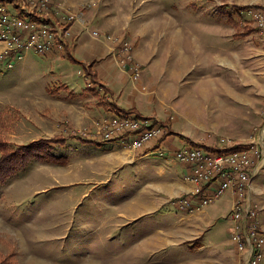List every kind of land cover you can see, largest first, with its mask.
I'll return each mask as SVG.
<instances>
[{
  "label": "rangeland",
  "instance_id": "374dc122",
  "mask_svg": "<svg viewBox=\"0 0 264 264\" xmlns=\"http://www.w3.org/2000/svg\"><path fill=\"white\" fill-rule=\"evenodd\" d=\"M74 1L80 5L76 12L84 16L105 2ZM5 3L13 14L27 17L0 0V6ZM118 4L137 14L143 9L145 18L184 23L209 45L220 43L216 33L222 26L225 55L232 58V50L241 55L240 71L224 68L226 84L246 93L244 55L262 38L249 11L264 9V0H119ZM54 55L32 53L14 69L0 67V148L10 153L30 146L34 151L30 144L41 142L38 155L0 185V264H190L183 245L166 242L168 232L175 243L187 235L172 224V212L178 209L173 202L179 197L159 193V209L150 213L128 209L134 206L144 175L138 176L137 168L128 178L106 171L110 159L99 150L106 143L96 144L95 121L90 122L103 103L81 75V64ZM241 115L246 114L232 113V123L219 127L220 137L214 134L208 144L219 145L222 136H239V126L250 131ZM261 117L252 133L237 140L249 142L263 128ZM95 157L97 162L92 161ZM226 194L216 201L218 206ZM162 210L163 217L158 215ZM158 239L164 242L155 244Z\"/></svg>",
  "mask_w": 264,
  "mask_h": 264
},
{
  "label": "crops",
  "instance_id": "0c3cea01",
  "mask_svg": "<svg viewBox=\"0 0 264 264\" xmlns=\"http://www.w3.org/2000/svg\"><path fill=\"white\" fill-rule=\"evenodd\" d=\"M60 1L64 6L79 10L80 5L74 0ZM118 3L119 0L117 3L105 0L103 6L92 7L87 16L83 12L79 14L93 28L121 35L134 45L135 61L142 68L139 79L133 78L131 67L124 68L120 64L115 45L95 39L81 23L77 24L76 37L65 51L53 57L81 64L80 71L84 72L81 75L89 84L92 80L91 76L86 77V72L90 68L91 75L105 85L108 91L105 104L95 111L96 116L90 118L91 123L112 115L129 114L156 119L165 127V134L161 138L140 150L131 146L134 134L109 142L94 138L98 145L106 143L105 147L99 149L105 154L103 157L109 156L110 159L106 171L123 173L128 178L130 171L137 168L138 176L144 175L133 200L134 206L128 209H134L138 214L159 209V193L175 198L190 196L197 206L213 186L207 189L205 185L188 180L192 166L180 162L176 153L186 146L212 145L208 144L209 140L215 137L214 134L219 136V127L232 123V119H229L232 113L245 112V116L241 115L242 122L248 120L251 126L250 131L239 126V136L229 135V138L242 140L243 136L255 130L256 120L264 111L263 39L244 55L248 60V77L244 78V85L248 89L245 93L233 84H226L224 68L240 71L241 55L238 50H232V58L225 55L222 26L216 33L220 37L219 46L214 42L213 50L208 41L199 40L193 29L184 23L171 20L165 24L161 19L145 18L143 9L137 14V10L125 11ZM261 118L264 121L263 116ZM258 136L263 139L262 134ZM256 148L259 152L253 154V182L246 206L257 209L260 228L264 233V142L260 141ZM92 159L93 162L98 161H94L97 157ZM235 200L234 193L228 191L220 206L214 202L201 209L181 213L184 217L179 215L180 210L173 207L176 210L172 212V224L182 228L187 235L175 243L171 240L172 233L168 232L167 244L183 245L181 252H186L187 258L191 259L190 264H248L247 254L241 252L232 241L235 232L233 223L225 219ZM164 212L158 215L163 217L166 215ZM160 241L158 239L155 244L159 245Z\"/></svg>",
  "mask_w": 264,
  "mask_h": 264
},
{
  "label": "built area",
  "instance_id": "2783aa9c",
  "mask_svg": "<svg viewBox=\"0 0 264 264\" xmlns=\"http://www.w3.org/2000/svg\"><path fill=\"white\" fill-rule=\"evenodd\" d=\"M10 6L24 12L27 17L15 15L5 4L0 6V67L14 69L24 63L30 54L46 56L62 53L76 37V26L81 23L98 40L116 46L115 52L124 68L131 67L133 78L139 79L142 68L135 61L134 45L121 35L104 33L89 25L74 9L58 0H4ZM250 16L256 22L264 42V9H252ZM81 73V72H80ZM90 86H92L90 84ZM165 127L153 118L132 115L105 117L95 123V139L113 141L134 134L132 148L145 149L152 141L165 134ZM262 134V140L258 134ZM249 142H238L221 137L219 145L230 148L228 152L216 153L201 146H186L177 151L180 162L192 166L187 179L207 186L209 194L196 206L190 196H181L173 203L180 211L188 212L213 204L226 192L236 196L232 210L225 219L233 223L232 241L245 252L248 264L264 261V233L261 231L258 211L246 206L248 192L252 188L253 154L260 141L264 142V125Z\"/></svg>",
  "mask_w": 264,
  "mask_h": 264
},
{
  "label": "trees",
  "instance_id": "16d2710c",
  "mask_svg": "<svg viewBox=\"0 0 264 264\" xmlns=\"http://www.w3.org/2000/svg\"><path fill=\"white\" fill-rule=\"evenodd\" d=\"M91 71L92 70H90V68L87 70L86 77L91 76L90 79L92 81L90 84L94 88L93 93L96 94V96L100 98L101 103L105 104L104 101H106L105 98L108 95V91L105 89V85L101 81H99L98 79H96V77L91 75L92 73ZM100 90H103L104 93L102 94ZM116 116H124V115L123 114L122 115H112L110 117H116ZM40 144H41L40 141H37V143L34 142L30 144V145L35 146L36 149H34V151L30 149L31 148L30 146H22L16 149L15 151L14 150L11 151L10 153L9 151H6V149H4L3 147L0 148V150L3 151L2 155L0 156V185L4 184L10 177L15 175L18 170L26 167L31 162L32 157L34 158L35 156L38 155L37 152L39 151V149H41ZM197 146L204 147L205 149L214 151L216 153L228 152L230 150V148L229 149L223 148L220 145L200 144Z\"/></svg>",
  "mask_w": 264,
  "mask_h": 264
},
{
  "label": "bare ground",
  "instance_id": "6f19581e",
  "mask_svg": "<svg viewBox=\"0 0 264 264\" xmlns=\"http://www.w3.org/2000/svg\"><path fill=\"white\" fill-rule=\"evenodd\" d=\"M168 22V21H167ZM150 24V23H149ZM159 24V23H158ZM166 24V23H165ZM148 25V24H147ZM168 25H169V23H168ZM155 26V25H154ZM145 27V26H144ZM169 28V27H168ZM168 28H165V29H168ZM140 207V206H139ZM123 215V214H122ZM66 229V228H65ZM87 236H88V234H87ZM27 239V238H26ZM28 242V241H27ZM36 262V261H35Z\"/></svg>",
  "mask_w": 264,
  "mask_h": 264
}]
</instances>
